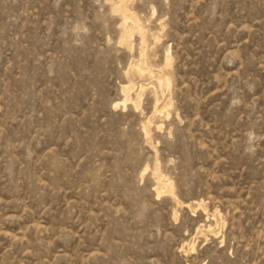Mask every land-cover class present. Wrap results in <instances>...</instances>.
<instances>
[{
    "label": "rangeland",
    "instance_id": "rangeland-1",
    "mask_svg": "<svg viewBox=\"0 0 264 264\" xmlns=\"http://www.w3.org/2000/svg\"><path fill=\"white\" fill-rule=\"evenodd\" d=\"M125 1L0 0V264H264V0Z\"/></svg>",
    "mask_w": 264,
    "mask_h": 264
},
{
    "label": "bare ground",
    "instance_id": "bare-ground-1",
    "mask_svg": "<svg viewBox=\"0 0 264 264\" xmlns=\"http://www.w3.org/2000/svg\"><path fill=\"white\" fill-rule=\"evenodd\" d=\"M124 1H125V0H123V2H124ZM123 2L121 3V6H122ZM125 2H126V1H125ZM121 6L119 5L120 8H121ZM123 6H124V4H123ZM124 7H126V6H124ZM118 9H119V8H118ZM118 9H117V10H118ZM124 9H125V8H124ZM120 10H121V9H120ZM120 10H119V11H120ZM122 11H123V10H122ZM124 11L126 12V10H124ZM127 12H128V11H127ZM127 12L125 13V15L127 14ZM121 14H122V13H121ZM128 15H129V14H128ZM123 16H124V15H123ZM126 17H127V16H126ZM130 17H132V16H130ZM125 20H126V18H125ZM133 20H134V19H133ZM134 22H135V21H134ZM134 22H133V23H134ZM133 23H132V24H133ZM135 23H136V22H135ZM136 26H137V25H136ZM137 27H138V26H137ZM137 27H136V28H137ZM138 28H139V27H138ZM137 30H138V29H137ZM125 100H127V97H125V99L123 100V103H124ZM154 175H155V174H154ZM160 180H161V179H160ZM162 184H163V183H162ZM166 184H167V183H166ZM159 185H160V184H159ZM163 187H164V186H163ZM163 187H161V188H163ZM157 188H158V187H157ZM166 188H167V186H166ZM159 189H160V188H159ZM166 190H169V189L167 188ZM162 191H164V189H162Z\"/></svg>",
    "mask_w": 264,
    "mask_h": 264
}]
</instances>
